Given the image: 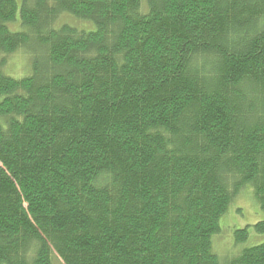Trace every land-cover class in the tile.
I'll return each instance as SVG.
<instances>
[{
	"label": "trees",
	"instance_id": "trees-1",
	"mask_svg": "<svg viewBox=\"0 0 264 264\" xmlns=\"http://www.w3.org/2000/svg\"><path fill=\"white\" fill-rule=\"evenodd\" d=\"M0 98V264H264V0H0Z\"/></svg>",
	"mask_w": 264,
	"mask_h": 264
},
{
	"label": "rangeland",
	"instance_id": "rangeland-1",
	"mask_svg": "<svg viewBox=\"0 0 264 264\" xmlns=\"http://www.w3.org/2000/svg\"><path fill=\"white\" fill-rule=\"evenodd\" d=\"M72 20L73 19L71 18L63 19V21L68 23H73ZM18 55L21 54L18 53ZM22 58L23 57H17L15 60H9L5 70L6 74L15 78L22 77L19 76L22 71V62L24 61ZM9 69H11V71ZM241 194L243 195L240 196ZM241 194L235 198L227 213L221 218V233L213 236V249L218 256L226 255L233 250L235 251L237 248L238 250L233 253H238L243 248L258 245L264 242V234L256 233L252 229L250 237L245 243L238 245L235 243V230L253 226L258 222L264 221V211L261 210L256 200L252 186L247 185Z\"/></svg>",
	"mask_w": 264,
	"mask_h": 264
}]
</instances>
